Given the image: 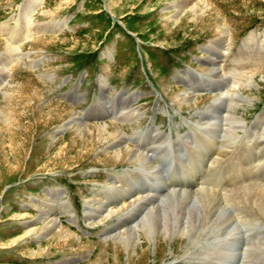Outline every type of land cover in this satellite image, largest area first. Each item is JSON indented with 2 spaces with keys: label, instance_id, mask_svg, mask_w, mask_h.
Wrapping results in <instances>:
<instances>
[{
  "label": "bare ground",
  "instance_id": "obj_1",
  "mask_svg": "<svg viewBox=\"0 0 264 264\" xmlns=\"http://www.w3.org/2000/svg\"><path fill=\"white\" fill-rule=\"evenodd\" d=\"M211 1L168 2L172 10L168 20L173 24L179 22L177 29L186 25L189 18L190 24L197 25L199 21H204L208 29L216 28L221 34L216 41L210 40L204 58L209 66L205 76L188 71V76L182 79L191 93H183L186 104L197 105L201 99L196 97L199 92L212 91L215 98L196 122L185 118L182 122L184 133L176 131L173 136L153 127L138 130L141 120L129 107L137 96L121 94L115 99L105 100L106 83L101 87L102 96L93 103L94 110L89 109L80 116L59 104L43 109L46 98L36 84L27 83L30 79L26 84L21 83L17 91L11 90L15 84L8 83L10 67L15 63L23 64V60L28 58L27 54L19 53L21 47L27 42H38L43 35L60 34L67 28L63 22L34 23L35 15L48 14L44 8L46 0H26L18 19H12L17 27L0 28V37H4L6 48V54L0 56V180L3 179L2 171L10 167V162L18 166L22 161L27 165L26 160L35 158L39 152L33 147L29 148L33 144L28 145L29 151L23 149L22 142H17V137L23 140L30 137L22 123L27 117H32L36 128L39 124L44 127L41 137L48 140L47 151L56 150L52 157L43 162L40 175L74 173L88 164H95L94 167L101 164L107 170H114L106 172L108 174L104 175L102 183L89 181L93 184L91 195L84 199L86 227H102L97 232L100 236L98 241L83 238L62 224L61 218L65 217L69 225L76 227L75 213L68 202L62 200V191L50 189L47 190L49 203H44V208L37 210V216L30 219L18 216V224L25 230V236L30 238L26 243L38 244L46 239V247L53 241L61 255L83 254L80 258L72 256L59 264H76L80 260H84V264H240L241 257L245 260L242 264H264V255H256L262 250L254 248L248 256L249 249H242L245 235L254 232H257V245H264V184L258 181L253 171L258 144L257 141L253 142V135L264 127V111L249 124L237 116V109L246 103L241 96L243 89L251 88L256 75H261L264 82V34H252L242 42L237 52L232 53L234 42L226 36L224 19L222 21V16ZM74 100L79 102V97L72 95ZM100 120H109L110 123L93 124ZM126 128H131V133L126 132ZM65 131L70 135L62 140L61 135ZM224 135L246 141L243 145L246 156L242 151L232 152L228 156L224 148L221 156L212 158ZM174 138L183 140L186 146L189 143L190 147L187 159L181 165V180L184 182L180 185L174 182L178 175L171 173V177L164 178L163 174L167 171H158L153 159V156L161 160L172 156L174 152L165 154L158 150L166 143L169 147ZM22 150L26 152L25 158L20 154ZM72 155L75 157L71 158ZM210 157V165H219L223 170V186L204 177L208 171L204 162ZM219 157L222 159L216 161ZM235 160L242 165L238 162L240 165L237 166ZM228 170L242 173L241 178L240 174H234L239 179L237 183L228 176ZM207 182L215 184L218 191L207 189L210 187ZM3 190L0 186V197L5 195ZM21 194L26 197L21 201L23 208L28 201H39V198L29 194ZM35 222H40V226H35Z\"/></svg>",
  "mask_w": 264,
  "mask_h": 264
},
{
  "label": "rangeland",
  "instance_id": "obj_2",
  "mask_svg": "<svg viewBox=\"0 0 264 264\" xmlns=\"http://www.w3.org/2000/svg\"><path fill=\"white\" fill-rule=\"evenodd\" d=\"M25 1L0 0V28L17 27L12 19H18ZM169 1L171 0H46L44 8L48 14L35 15L34 23L63 22L67 28L60 34L43 35L38 38V42H27L21 47L19 53L27 54L28 58L23 60V64L15 63L10 67L8 83L15 84L11 90L17 91L21 83L26 84L30 79L31 81L27 83L36 84L46 98L43 109L49 105L59 104L69 107L80 116L89 109L94 110L95 102L102 96L101 87L106 83L105 100L115 99L121 94L137 96L129 107L134 110L137 119L141 120L138 130L153 127L161 129L166 134H176V131L183 134V120L186 118L196 122L206 107L212 104L215 93L199 92L196 97L201 99L197 105L186 104V96L183 93L187 92L190 95L191 93L182 79L188 76L186 74L189 72L205 76L209 69L204 60L207 56L206 51L210 43L216 41L221 34L214 27L208 29L204 21H199L197 25L190 24L189 18L185 22L186 25L177 29L179 22L173 24L168 20L172 11ZM211 2L222 16V21L224 19L226 36L231 37L232 43L234 42L232 53L237 52L242 42L252 34L256 36L264 34V0ZM2 54H6L4 37H0V56ZM33 64L37 66L31 67ZM261 77L254 76L251 88L246 87L241 93L246 103L237 109V116L245 119V123L248 124L264 111V82ZM72 95L79 97V102L77 100L73 102ZM104 122L110 123L109 120H100L93 124ZM22 123L25 128L27 127L26 132L30 137L28 136L29 139L26 140L17 137V142H22L23 149L26 150L28 145L33 144L29 148L33 147L39 152L35 158L26 160L27 165L22 164V161L18 166L10 162V167L1 173L3 179L0 180V186L3 187L5 195L0 197V264H59L68 258L75 256L80 258L83 254L61 255L52 240L48 247L46 239L38 244L26 243L25 241H29L30 238L25 236V230L18 224L20 221L18 216L28 219L37 216V210L43 209L44 203H49L47 190H59L64 195L62 200L68 202L76 217V227L69 225L65 217L61 218L62 224L83 238L98 241L100 236L97 232H100L102 227L100 225L94 228L86 227L83 218L84 199L91 195L93 184L89 181L102 183L105 180L104 175L108 174L106 172L111 173L114 170H110L111 168L107 170L101 167V164L95 167L93 166L95 164H88L74 173L40 175L43 162L46 158L52 157L56 150L47 151L45 147L48 140L41 137L45 129L40 124L39 128H36L32 117H27ZM126 129V132L131 133V128ZM69 135L70 133L65 131L61 139L64 140ZM190 140L192 139H189L191 143ZM222 141L219 147L226 144L225 150L232 149L231 147L237 146L238 143L242 146L246 144V141L238 143L230 139ZM229 142L230 145H227ZM261 146L257 144L255 151H259ZM22 151L20 154L25 158L26 152ZM73 157L75 156L72 155L71 158ZM90 167L96 169L92 170ZM197 179L198 177L195 181ZM85 182L87 184H84ZM183 182L184 180H180L178 185ZM207 184L210 185L206 187L207 189L218 191L215 184L211 182ZM21 193L39 198V201L27 199L28 205L23 208L21 201L26 197ZM40 224L35 222V226ZM257 243L258 241L254 245L255 250L262 251L256 255L262 257L264 245L261 249ZM85 248L86 245L83 246V249ZM76 264H84V260Z\"/></svg>",
  "mask_w": 264,
  "mask_h": 264
}]
</instances>
